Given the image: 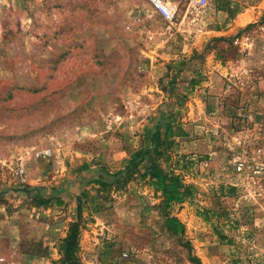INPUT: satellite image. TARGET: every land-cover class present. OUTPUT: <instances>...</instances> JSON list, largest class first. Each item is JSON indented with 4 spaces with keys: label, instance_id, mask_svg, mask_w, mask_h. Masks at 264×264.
Wrapping results in <instances>:
<instances>
[{
    "label": "rangeland",
    "instance_id": "rangeland-1",
    "mask_svg": "<svg viewBox=\"0 0 264 264\" xmlns=\"http://www.w3.org/2000/svg\"><path fill=\"white\" fill-rule=\"evenodd\" d=\"M205 21L194 35L146 0H2L0 264H60L77 207L79 264H264V205L231 165L236 138L264 148V0L218 1ZM156 131L190 200L94 183Z\"/></svg>",
    "mask_w": 264,
    "mask_h": 264
},
{
    "label": "trees",
    "instance_id": "trees-1",
    "mask_svg": "<svg viewBox=\"0 0 264 264\" xmlns=\"http://www.w3.org/2000/svg\"><path fill=\"white\" fill-rule=\"evenodd\" d=\"M171 133L172 127L168 125L164 133L167 143L172 136ZM149 135L147 146L133 152L123 162L122 168L110 177L111 182H104L100 178L94 183L98 184L101 190H104L113 184L122 187L125 180L137 176L139 180L147 181L151 187L161 193L164 207L190 200L195 191L194 185L185 183L179 175L168 171L166 156L168 144L162 148L161 133L156 131L154 134ZM78 210H80L79 207H77V220L69 224L66 236L60 241L59 250L63 255L60 264H79L76 252L78 250L77 234L81 223V214ZM203 217L205 220L207 219L206 216ZM165 223L169 233L173 235L183 234L184 226L178 218L166 215Z\"/></svg>",
    "mask_w": 264,
    "mask_h": 264
},
{
    "label": "built area",
    "instance_id": "built-area-1",
    "mask_svg": "<svg viewBox=\"0 0 264 264\" xmlns=\"http://www.w3.org/2000/svg\"><path fill=\"white\" fill-rule=\"evenodd\" d=\"M218 1L221 0H146L162 19L169 24L177 23L185 33L194 35L204 33L206 17L213 12ZM234 147L236 150L231 159L234 185L241 187L242 199L251 204L264 205V148L255 147L247 138H236ZM30 156L35 160L47 159L52 156V151L49 148H34ZM23 173V166H18L16 174L22 176Z\"/></svg>",
    "mask_w": 264,
    "mask_h": 264
}]
</instances>
